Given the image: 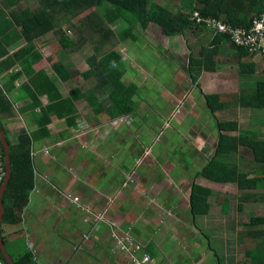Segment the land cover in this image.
<instances>
[{
	"label": "crops",
	"instance_id": "1",
	"mask_svg": "<svg viewBox=\"0 0 264 264\" xmlns=\"http://www.w3.org/2000/svg\"><path fill=\"white\" fill-rule=\"evenodd\" d=\"M46 1L48 2L45 3ZM13 2L10 10L21 11L27 8L34 12H38L41 4L45 3L43 11L49 12L50 17L46 24L55 28V31L35 42L42 60L33 69L35 72L43 71L48 77L49 74L53 75L50 66L59 61L56 55L50 53V45L55 43L60 35H66L74 42L78 39H89L87 31L97 26L96 22H102L100 13L96 19L90 16V13H97L92 12L96 7L88 8L83 4V0L74 3L73 0ZM155 4L164 5L173 11L185 12L175 0H148V4L144 6L152 8ZM107 6L109 4L106 2L104 9ZM123 9L125 11L121 14L127 18L125 21L102 26L110 30V49L122 56L124 69L126 65L130 70L136 67L145 76H149L152 69L140 63L144 59L143 52L151 51L153 56L158 58L157 53L168 50L172 55L169 61L174 64L173 69L176 70L170 79L173 84H160L155 81L158 95L147 94L151 98L147 107L133 98L135 106L145 109H140L143 114L139 116H130L128 126V123H119L120 126L113 128L112 120L117 117L110 119L105 111L96 113V107H92L95 116L87 115L78 107L79 104L88 106L85 98L76 100L75 127H68L64 119L50 116L46 125L48 136L34 141L30 147L33 167L32 190L20 215L21 221L14 226L2 227L4 246L13 258L28 250L34 264H130L128 256L116 248L111 237V229H117L120 237L128 234L136 244L144 246V250L151 254L155 264H203L208 261L211 252L207 248L203 250L201 243L202 239H207L205 234L209 236L206 230L211 228L213 221L210 200L213 199L215 204H228L227 199H217V195H226L231 190H236V186L233 183H214L199 173L215 153L216 145L211 148V154H208L207 150L210 148L208 142L214 139L215 144L217 143V120L238 122L236 119L219 118L222 110L228 108L229 114L236 115V108L241 110L242 114L264 111L241 107L236 101L250 91L256 77L264 75V56H261L262 64L260 57L257 59L256 55H245L229 43L220 42L213 45L211 34L205 31H185L182 35L170 37L163 35L161 27L155 23L142 29L136 21L133 9ZM74 10L78 12L76 16L73 14ZM153 27L159 28L155 34H151ZM85 31L86 34L81 35ZM187 38L193 39L192 45L188 44ZM170 44L173 45L171 49ZM177 44H180L179 48ZM25 45L24 40H18L9 49L8 56H12ZM79 49L81 48L75 50L74 47V50L65 53L76 56ZM92 49L93 54L85 60L88 63L93 56L96 57V52L93 47ZM122 50H125L124 53ZM183 52L188 60L186 68L173 62L179 60ZM260 65H263L262 72L258 71ZM64 66L69 72H75L78 77L73 76L71 80L64 82L67 85L65 91L60 88V84L57 85L62 95L67 96L72 87L85 90L94 85V80H85L80 75L86 73L89 67L79 72L76 68L67 67L66 62ZM18 71L19 68L14 66L0 72V83L10 88L7 95L14 108L3 117L7 137H13V141L9 139L12 144L22 132L31 134L36 129L33 114L26 108L30 105L29 97L18 88L27 78L20 76L12 84L7 80L8 76ZM134 73H128L125 69L123 76L129 74L131 82L128 84L133 83L139 89L145 88L143 86L147 83L142 84ZM191 74L196 83L192 81ZM76 78L82 79L83 82L75 83L73 80ZM228 85L234 86V92L218 100L223 104L222 109L213 113L206 107L209 117L199 116L195 109L193 110V107L202 104V100L198 99V94L195 93L196 90L213 95L214 91L219 92V86ZM152 89L153 87H150L147 90L153 91ZM103 94L106 93H97V100L101 107H107L108 97L105 103H101L99 99ZM154 99L158 101V105H154ZM39 100L42 106L47 104L44 96H39ZM212 105L215 107L217 100H213ZM177 107L178 113L175 112ZM191 112L195 114L192 116ZM148 113L153 115V121L146 116ZM172 116L175 118V134L178 139L184 140L185 143V140H191V137L198 140L196 150L192 149L190 144V149L186 150L191 152V155L198 156L195 161L190 157V163H187L180 157L186 155V151L179 153V148H168L156 142L161 133L160 123H165L167 118ZM191 118H194L198 127L187 126ZM203 122L209 125L204 127ZM258 124L264 129V122H261L260 117ZM80 127L81 136L73 138L75 133H79ZM242 131L258 133L238 126L237 130L223 133L234 137ZM188 132L191 136H185ZM201 160L204 163H201ZM127 177H130L131 182ZM194 185L210 191L208 197L199 200L205 201L209 206L206 210L202 207L204 215L197 213L194 216V211L190 209V196ZM67 197L78 199L80 207L67 200ZM238 200L240 201V198ZM83 209L91 211L92 214L105 213L107 223L95 224ZM219 209L218 212L222 213V207ZM197 217L201 219L199 227L195 225ZM208 225L210 227H207ZM230 228H234L232 224ZM231 229L227 232L239 233ZM225 253L227 258H230L227 249Z\"/></svg>",
	"mask_w": 264,
	"mask_h": 264
},
{
	"label": "trees",
	"instance_id": "2",
	"mask_svg": "<svg viewBox=\"0 0 264 264\" xmlns=\"http://www.w3.org/2000/svg\"><path fill=\"white\" fill-rule=\"evenodd\" d=\"M77 1L73 0V3ZM175 1H178L180 9L185 10L184 13L173 11L164 5L157 4L153 5L152 8H145L144 5L148 4V0H83V4L88 8L96 7V10L92 12L97 13H90L91 17L96 19L99 13L101 14L100 18L102 22H96L100 26L97 25L89 30L87 29L89 39H78L77 42H74L66 35H60L56 39L57 41L50 45L49 50L50 53L56 50L65 53L74 50V47L76 50L85 46L84 44H91L94 52H96V57L93 56L90 59L88 63L90 69L80 75L85 80H94L95 83L92 87L85 88V90H82L81 87H72L68 95L64 96L60 93L55 80L67 82L73 76H76L75 72H69L60 61L50 66V71L54 75L53 77H48L41 70L35 72L33 69L42 60L41 55L37 52L35 42L46 34L55 31V28L49 27L46 24L50 17L49 12L43 11V8L46 7L45 3L48 1L41 4L38 12H34L27 8L21 11L10 10V7L14 5L13 0H0V72L17 66L19 71L8 76V82L10 84L14 83L20 76L27 78L18 88L26 97H29L30 105L26 108L27 110L30 109L33 114L36 127L31 134L22 132L14 144L9 142L7 130L3 124V117L12 112L14 108L12 101L7 95L10 88L0 83V129L5 134L8 144L10 163V176L1 200L3 216L0 223V235L3 244H5V238L2 236V227L19 224L21 221L20 215L28 203L33 178L30 147L34 141L48 136L46 125L49 123L50 116L64 119L68 127H75V103L79 98H85L89 106L96 107V113L105 111L110 116V119L117 117L112 121L124 120L125 122L120 123L125 124L128 120L127 126L130 123V116L141 115L140 108L135 106L133 100V96L139 94L141 88H137L133 83L128 85L123 83L122 76L125 72L124 61L122 56L117 54L113 49H110L112 47L110 45L111 41L108 38L109 34H111L110 30L107 27H102L105 24L125 21L127 18L121 14L122 11H125L123 8L130 7L133 9L136 21L139 22L142 29H145L151 23H155L161 27L163 35L170 37L182 35L185 31H205L211 34L213 45L220 42L229 43L237 51L250 55L244 49L232 45L228 35L214 32L203 21L197 23L195 20H189V18L193 11H197L203 19H213L219 21L222 25L247 30L250 28L254 18L264 16V0ZM106 2L109 6L104 9ZM77 13L76 10L73 11L74 16ZM85 34L86 31L81 35ZM18 40H24L26 42L25 47L12 56H8L9 49ZM195 62H199V64L203 63V61ZM203 67L208 69L206 66ZM250 72L252 73V70ZM259 77L261 76L256 77L253 81L248 93L236 99L241 107L264 110V79H258ZM192 80L195 82L194 77H192ZM97 93L107 94L109 100L107 107L100 106L97 100ZM39 96H44L47 99V104L42 106ZM207 98L209 100L207 107L211 112L222 109L223 104L221 101L217 100V105L214 107L210 97ZM35 108L37 110L36 113ZM261 122H264V119ZM231 130H237L236 122L217 120L218 134L215 153L202 168L199 175L214 183L235 184L237 191L245 193V195L240 197L241 202L256 205L264 204V195L260 193L264 190V178L257 176L258 171L255 170L256 166L260 165L264 171V139H258V133L249 131L239 132L234 137L223 133ZM243 147H246L248 158L251 157V160H253L251 165L239 163L242 159L240 153ZM0 153V161L4 163V149L1 143ZM209 195L210 191L203 189V187L196 185L192 187L190 209L194 211V216L197 213L204 215L203 208L206 210L209 206L205 204V201L199 200H204ZM217 205L222 208L225 206L222 211L227 212L229 209L228 204L225 205L218 202ZM238 209L241 210L242 207L239 206ZM261 216H256L254 212L249 211V221L244 226L245 228L255 230L254 232H249V237L245 240V242L250 243L245 250V257L250 259L255 258L256 264H264V217ZM206 248L211 252L208 245ZM4 249L12 259L13 264H34L31 253L28 250L13 258L5 246ZM144 253L149 256V262L155 264V260L151 254L148 251H144ZM221 263L233 264V262ZM0 264H8L2 257L1 252Z\"/></svg>",
	"mask_w": 264,
	"mask_h": 264
},
{
	"label": "rangeland",
	"instance_id": "3",
	"mask_svg": "<svg viewBox=\"0 0 264 264\" xmlns=\"http://www.w3.org/2000/svg\"><path fill=\"white\" fill-rule=\"evenodd\" d=\"M23 6V5H22ZM26 6V4H25ZM159 31V28L153 27L151 28V34H155ZM187 42L188 44L192 45L193 39L187 38ZM170 49L173 47V45L170 44ZM177 47H180V44H177ZM125 51V50H124ZM124 51L122 50L121 52L124 53ZM53 55H56L57 57V61L59 60L60 62H62V64L64 65V63H67V67H71V68H76L79 72L80 71H85L88 69L89 64L88 61H85L86 59H88L87 57L91 56L93 54V49L91 45H85L84 47H82L81 49H79V51H77V55H70V54H66L63 51H53L52 53ZM158 54V58L154 57L151 51H144L143 52V61H140V63H143L144 66L148 67L149 69H152V73L149 76H145L143 74H141L140 70H137V68L135 67L133 70H130L128 68V66H125V69H127V72L129 73L130 71L135 72L134 75H136L137 78L140 79V81L142 82V84L147 83L146 86H144L145 88H141L139 90V94H136L133 96L134 99H136L137 101H139V103L143 104L144 106L147 107V103L149 101H151V98L149 97L151 94H155L158 95V88L156 85H154V82L157 81L160 84H167V85H172V81L170 79H172L174 72L176 71L175 66L172 62L169 61V57H172L171 53L167 50V51H163L162 53H157ZM162 54V55H160ZM64 55H67V57H65ZM256 58L258 59L260 57V62L263 64V57L258 56L257 54ZM74 56L72 59L71 57ZM65 57V58H64ZM165 57V58H164ZM187 56L186 53H181L179 60H174L173 62L178 65V66H183L184 68H186L187 65ZM58 61V62H59ZM56 62V59L55 61ZM139 63V64H140ZM134 67V66H133ZM70 69V68H68ZM263 65H260L258 67V71L262 72L263 70ZM192 75V74H191ZM193 76V75H192ZM49 77H53L52 74H49ZM78 77V76H75ZM135 77V79H137ZM194 77V76H193ZM258 79H264V75L259 77ZM75 83L80 84L81 82H83L82 79L76 78L75 80H73ZM122 81L126 84H128L129 82H131V79L129 78V74L123 76ZM135 81V80H133ZM140 81H135L137 83H141ZM193 81V80H192ZM200 81V78L198 79V82ZM197 82V81H196ZM195 82V83H196ZM55 84L59 86L60 84V88L65 91V89L67 88V85L63 82H60L59 80H55ZM150 87H153V91H149L147 89H150ZM218 88H221L219 90V92L216 90L214 91L212 94L210 95L208 93H206L205 91L199 92V91H195L196 94H198V99L202 100V104L200 106L197 107H193V110L195 109V112L198 113V115H203L204 117H209V113L207 112L208 110L206 109V105L209 103V100L207 97H210V100H220L222 98L227 97L226 94H230L233 91L234 86L233 85H228L227 87H222L219 86ZM192 91V89L190 90V92ZM147 94H150L149 96H147ZM188 94H190L188 92ZM216 94H223V95H216ZM147 96V97H146ZM141 97V98H140ZM144 97V98H143ZM106 94L100 95L99 99L101 101V103H105L106 101ZM154 105H158V101L154 99L153 101ZM79 108H82L81 111H83L84 113H86L87 115L90 114L92 116H95L94 113L92 112V107L91 106H85L83 107V104H79L78 105ZM141 110H144V108H140ZM197 109V110H196ZM79 111V112H81ZM236 111H238V114H229L228 112V108L225 110H222L220 112L219 118L221 119H225V120H237V126L241 129H245V130H250V131H257L258 132V139H264V129H262V127L258 124V117L261 118V120L264 118V111L258 113L255 111V114H242L241 110H239L238 108H236ZM176 113L179 112V109L177 107V110H175ZM195 112H191V115L193 116V114H195ZM216 111H214L213 113H215ZM82 114V113H81ZM141 114H143L141 112ZM83 115V114H82ZM154 115H156V113H154ZM261 115V116H260ZM146 116L148 117V119L150 121H153V115H150V113L146 114ZM173 117V118H172ZM167 118V121L165 123H160V131L161 133L159 134V136H157L156 138V142H160L161 144H164L166 147L168 148H179V153L182 152V150L186 151L189 148V144L191 146L192 149L196 150V148L198 147L197 141L196 139H194V137H191V140H185L186 143L184 142V140L182 139H178L176 137L175 134V118L174 116ZM211 117V115H210ZM171 120H173V122H170ZM128 123V122H126ZM204 124V122L202 123ZM213 124V123H212ZM211 124V125H212ZM189 125H195L194 123V118H191V122L190 124H188L187 126L189 127ZM205 125H209L208 123L202 125L204 127H206ZM111 126L113 128H117L118 126H120V124L118 122H112ZM198 127V126H197ZM186 128V127H185ZM86 129V128H85ZM187 129V128H186ZM192 129H194V127L192 126ZM81 127L79 130V133H75L73 138H78L81 136L80 134ZM185 136H191L190 133H186ZM11 141H13V137L10 138ZM208 145L210 148H208L207 153L211 154V148L215 147V142L214 139L210 142H208ZM187 152V151H186ZM242 159L239 161V163L242 162V164H247V165H251L253 160H251V157L248 158V154L246 153V147H243L242 152L240 153ZM181 158H183L185 161H187V163H190V157L192 158V161H195L198 156L197 155H191V152H187L186 155H181ZM157 161H159L158 159H156ZM201 163H204L203 160H201ZM256 171H258L257 176H260V178H264V171L263 168L260 165H257L255 168ZM252 177V176H249ZM261 194L264 195V190H262V192H260ZM245 195V193L237 191L235 189L231 190L230 192H228L226 195H217V199H222L225 198L227 199V203L229 204V209L228 211H222V213L218 212L220 209V206L215 204V202H213L214 200L211 199L210 203H211V213L213 212V214H211V217L213 218L212 221V225H211V229L212 231H207L209 229L206 230L207 234L209 236H207L205 234V236L208 238H204L202 239V248L203 250H206V244L210 247L211 249V257L207 258V262H205L204 264H220V262H233V264H256V259H250L245 257V250L248 248V245L250 243L245 242V240L248 239V233L249 232H254L255 230H251L250 228H245L244 226L247 225L248 221H249V211L254 212V214L256 216H260L264 217V204H248L245 202H241L238 199L242 196ZM241 206L242 209L239 210L238 207ZM223 208H225V206H223ZM222 208V210H223ZM219 209V210H218ZM201 224V219L200 217L196 218V223L195 225L197 227H199V225ZM234 227L233 229L230 228V226ZM229 226V227H228ZM207 227H210L209 225ZM228 229L234 230L235 232H239V233H228ZM228 233V234H227ZM239 234V235H238ZM244 236V237H243ZM243 237V238H242ZM226 239V240H225ZM208 240V241H207ZM198 242V241H197ZM252 243V241H251ZM253 247V246H252ZM226 249L228 251V254L231 256V258H227L226 256ZM234 256V258H232ZM137 258H141L142 255L139 254L136 256ZM129 262L130 264H135L134 262H132V258L130 256H128ZM186 264V263H183ZM221 264H225V263H221Z\"/></svg>",
	"mask_w": 264,
	"mask_h": 264
},
{
	"label": "built area",
	"instance_id": "4",
	"mask_svg": "<svg viewBox=\"0 0 264 264\" xmlns=\"http://www.w3.org/2000/svg\"><path fill=\"white\" fill-rule=\"evenodd\" d=\"M189 20H195L197 23L203 21L207 25V27L214 32L216 31L217 33L228 35L230 37L229 41L237 48L244 49L249 54L264 56V16L254 18L250 28L247 30L232 28L228 25H222L219 21L213 19H203L199 16V13L197 11L192 12ZM113 122L120 123L125 121L114 120ZM45 153L46 151L44 150L43 154ZM31 155V157H33L34 153H32ZM3 165V161H0V186L6 177V170L4 169L5 165L2 168ZM67 200L80 207L78 199H69V197H67ZM86 213L92 217L95 224L107 223L105 219V213L92 214L91 211L87 210ZM116 230L117 229H111V237L115 241L116 248L119 251L125 253L127 256H130L132 258V262H134L135 264H151V262H149V256L144 253V246L136 244L128 234L124 237H120L117 234ZM85 239H87V237H85ZM139 254L142 255L141 258L136 257Z\"/></svg>",
	"mask_w": 264,
	"mask_h": 264
},
{
	"label": "water",
	"instance_id": "5",
	"mask_svg": "<svg viewBox=\"0 0 264 264\" xmlns=\"http://www.w3.org/2000/svg\"><path fill=\"white\" fill-rule=\"evenodd\" d=\"M0 143L4 149V164H5V170H6V177L3 181V183L0 186V223L2 221V216H3V206L1 203L3 193L6 190L7 182L10 176V163H9V148L8 144L5 139V134L2 132L0 129ZM0 252L2 254V257L6 260L8 264H13L11 258L7 255L5 249H4V244L0 235Z\"/></svg>",
	"mask_w": 264,
	"mask_h": 264
},
{
	"label": "clouds",
	"instance_id": "6",
	"mask_svg": "<svg viewBox=\"0 0 264 264\" xmlns=\"http://www.w3.org/2000/svg\"><path fill=\"white\" fill-rule=\"evenodd\" d=\"M251 55H253V54H251ZM112 122H113V121H112ZM126 122H128V120H127ZM132 175H133V174H132ZM132 175H131L130 177H132ZM130 177H127V179L129 180V182H131ZM73 204H74V203H73Z\"/></svg>",
	"mask_w": 264,
	"mask_h": 264
}]
</instances>
